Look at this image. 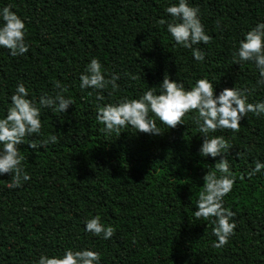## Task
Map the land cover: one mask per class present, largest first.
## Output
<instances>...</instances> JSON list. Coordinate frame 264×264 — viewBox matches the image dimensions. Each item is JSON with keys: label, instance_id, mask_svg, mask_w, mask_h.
Returning a JSON list of instances; mask_svg holds the SVG:
<instances>
[{"label": "trees", "instance_id": "obj_1", "mask_svg": "<svg viewBox=\"0 0 264 264\" xmlns=\"http://www.w3.org/2000/svg\"><path fill=\"white\" fill-rule=\"evenodd\" d=\"M173 4L178 0H0V9L11 5L25 23L29 44L16 57L0 47V118L19 83L37 107L42 95L60 91L56 83L73 101L65 113L41 107L40 134L19 145L31 179L9 189L11 176H0V264H36L42 254L62 256L69 248L98 252L99 264H264V169L248 176L255 161L264 163V116L249 113L239 132L209 133L231 146L227 159L235 176L224 207L235 213L237 227L222 248L212 246L214 218L194 216L203 176L221 159L200 155L203 136L191 119L197 113L174 129L157 119L161 135L131 126L106 135L96 120L98 104L136 99L149 87L159 92L165 73L186 89L203 78L217 96L246 88L249 103L264 102L255 64L233 61L244 35L264 23V0H188L211 37L194 46L206 53L200 62L167 32L172 17L165 9ZM93 58L106 79L120 77L118 89L102 90L103 101L96 90L80 88ZM50 135L57 142L46 149L29 147ZM95 216L115 229L112 238L85 231Z\"/></svg>", "mask_w": 264, "mask_h": 264}, {"label": "clouds", "instance_id": "obj_2", "mask_svg": "<svg viewBox=\"0 0 264 264\" xmlns=\"http://www.w3.org/2000/svg\"><path fill=\"white\" fill-rule=\"evenodd\" d=\"M172 17L167 22V32L175 41L176 45L191 50L193 58L200 62L205 59L206 53L195 45L208 44L211 37L205 33L204 26L199 19V8L189 6L188 0H178L165 9ZM164 25L163 19L158 21ZM25 23L11 10V5L0 9V47L9 50L12 57L22 56L29 51L26 42ZM233 61L237 64L251 62L255 64L260 79L257 85H264V23H257L248 31L239 42L238 49L233 53ZM118 74H110L106 79L102 65L98 59H91L90 63L80 75V88L94 89L97 91L96 100L103 101L102 90L109 85L113 90L118 89L116 83ZM60 89L56 95H42L39 105L28 99L29 92L23 83L16 86L15 93L10 97L11 104L4 118H0V176L8 174L11 176L7 187L15 189L22 186L23 182L29 181L31 177L22 166L24 157L21 155L19 145L24 143L25 137L33 134L39 135L42 128L40 120V108H53L54 111L65 113L73 101L66 99L59 83L54 85ZM156 87H149L139 98H121L117 103L97 105L96 120L103 124L101 132L111 134L119 132L121 128L131 126L139 133L161 135L156 120L168 128L174 129L183 124V120L189 113H197L191 117L198 125L203 136L200 155L221 157L213 168L203 176V187L198 193L196 203L197 210L194 212L196 219L209 220L213 227V235L217 238L213 242L214 248L224 247L229 238L234 234L237 227L234 222L235 213L224 207V197L228 195L235 184V176L231 172V166L227 159L230 145L223 136H209L219 130H231L239 132L240 122L249 113L256 118L264 116V102L255 104L248 102V89L225 88L219 95L215 94L213 83L207 79H198L189 89L183 82L172 81L167 73L164 74L162 83ZM92 95V93H89ZM149 113L155 119L149 117ZM57 137L50 135L45 141L38 143L31 140L28 145L32 149L43 147L46 149L49 143H56ZM237 158H243L244 153L237 152ZM264 169V163L255 161V167L248 173L254 176ZM219 173V175H217ZM85 231L94 236H102L108 240L112 238L115 229L105 226L100 216H95L85 221ZM100 254L98 252L81 249L65 250L62 256L48 257L41 255L36 264H99Z\"/></svg>", "mask_w": 264, "mask_h": 264}]
</instances>
